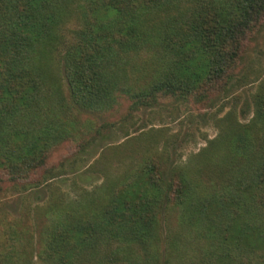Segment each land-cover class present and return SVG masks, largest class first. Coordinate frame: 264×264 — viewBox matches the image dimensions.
I'll use <instances>...</instances> for the list:
<instances>
[{
  "label": "trees",
  "instance_id": "16d2710c",
  "mask_svg": "<svg viewBox=\"0 0 264 264\" xmlns=\"http://www.w3.org/2000/svg\"><path fill=\"white\" fill-rule=\"evenodd\" d=\"M263 27L264 0H0V183L51 178L61 143L85 147L72 135L77 113L109 110L118 93L135 106L209 105ZM58 45L63 84L44 68ZM140 60L152 68L142 85ZM216 127L183 169L143 154L98 187L95 210L63 204L38 240L0 219V264H171L175 252L183 264H264V79L251 115L231 109ZM177 209L183 233L173 237L161 218Z\"/></svg>",
  "mask_w": 264,
  "mask_h": 264
},
{
  "label": "rangeland",
  "instance_id": "374dc122",
  "mask_svg": "<svg viewBox=\"0 0 264 264\" xmlns=\"http://www.w3.org/2000/svg\"><path fill=\"white\" fill-rule=\"evenodd\" d=\"M62 51L63 46L58 45L53 64L44 66L50 79H57L61 84L65 80ZM142 57L146 59L149 54L143 53ZM136 62L141 70L144 62ZM149 71L152 68L146 66L137 73L136 83L142 85L143 75ZM263 79L264 27L244 54L240 74L229 89L209 105L166 98L150 106H135V96L122 92L109 110L80 111L72 135L85 144L84 149L76 150L75 142L61 143L49 158L48 166L54 169L45 182L40 178L36 185L27 188L13 186L11 182L0 183V219L7 223L18 221L33 231V238L38 240L42 225L49 217H58L63 204L81 202V215L95 210L92 207L101 205L104 197L98 187L117 178L125 166L136 164L143 154L157 156L168 173L172 167L183 169L189 155L216 135L217 117L231 109L242 121L251 115L252 93ZM179 221L178 209L166 212L161 218L163 233L180 236L183 226ZM173 256L171 264H183V253L175 252Z\"/></svg>",
  "mask_w": 264,
  "mask_h": 264
}]
</instances>
